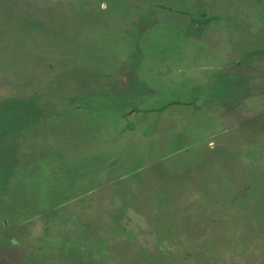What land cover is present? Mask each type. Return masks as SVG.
I'll list each match as a JSON object with an SVG mask.
<instances>
[{
  "label": "rangeland",
  "instance_id": "obj_1",
  "mask_svg": "<svg viewBox=\"0 0 264 264\" xmlns=\"http://www.w3.org/2000/svg\"><path fill=\"white\" fill-rule=\"evenodd\" d=\"M0 257L264 264V0H0Z\"/></svg>",
  "mask_w": 264,
  "mask_h": 264
},
{
  "label": "trees",
  "instance_id": "obj_2",
  "mask_svg": "<svg viewBox=\"0 0 264 264\" xmlns=\"http://www.w3.org/2000/svg\"><path fill=\"white\" fill-rule=\"evenodd\" d=\"M14 252H15V250L13 251V253H14ZM18 252H19V251L17 250V253H18ZM9 261H10V260H9ZM29 261H30V260H29ZM29 261H28V262H29ZM10 262H11V261H10ZM28 262L25 263V264H29ZM17 263H18V262H16L15 264H17ZM0 264H7L6 261H5L4 259H2V257H0ZM19 264H20V263H19Z\"/></svg>",
  "mask_w": 264,
  "mask_h": 264
}]
</instances>
